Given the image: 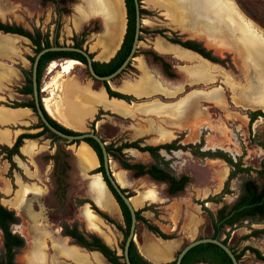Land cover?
I'll return each instance as SVG.
<instances>
[{"label": "rangeland", "instance_id": "1", "mask_svg": "<svg viewBox=\"0 0 264 264\" xmlns=\"http://www.w3.org/2000/svg\"><path fill=\"white\" fill-rule=\"evenodd\" d=\"M97 1L106 6L107 0H0V20L20 25L30 32H39L42 41L47 40L51 46H73L80 42L81 47L91 53L92 59H96L100 46L95 44H99L98 39L103 35H108L110 23L108 16L96 12ZM145 1L141 0L140 4L145 5ZM149 1L153 5L166 7V15L171 22L159 15L158 11L143 8V26L134 58L124 72L110 80L108 85L113 89L123 82L121 89L131 88L137 96L143 95H138L142 85L145 90L141 92L144 94L161 85L167 94L151 93L139 98L132 96L134 100H125L127 103L124 107L104 106L108 110H98L84 130L95 132L111 147L108 155L115 178L132 199L140 200L141 206L136 205V209L141 210L140 215L145 221L138 220L136 225L135 245L139 253L141 246L157 238L177 242L180 250L194 239L211 237L213 227L208 210L216 214L222 205L234 202L242 182L248 178L262 184L263 180L255 176L254 170L264 163V117L260 115L250 122L248 112L258 109L241 101L246 87L252 85L251 77H259L261 82H258L264 85V52L258 49L260 44L264 45V0ZM226 3L233 10L226 7ZM121 12L124 37L127 28L125 3ZM232 20L236 24H232ZM148 25L150 28L146 27ZM208 29L213 37L208 34ZM154 30L163 31L168 37L198 41L222 59L224 64L206 60L212 75L197 78L193 76L192 69L202 57L192 51L197 56L190 60L186 58L188 49L176 45L163 53H170L187 62L159 55L162 53L155 49L156 42L160 40L166 46L169 44L162 40H166L164 35L152 32ZM230 31L237 32L235 39L223 37ZM239 32H249L258 39H251L253 36L247 37ZM7 39L13 47L4 44ZM154 50L162 61L169 64L174 76H169L162 62L152 57ZM35 54L34 45L29 39L0 31V74L3 69L8 71L11 81L8 82L9 91L19 93L20 88L15 84L19 79L29 85L26 80L31 78L32 63L29 57ZM52 61L58 64L62 60H51L43 70L39 84L41 99L46 95L43 88L54 74L48 73ZM65 76L91 81L95 89L103 86L101 81L90 77L82 63L75 64ZM65 76L53 89L56 102L62 101L64 90L70 84L79 94L86 91L75 80H63ZM134 79L137 80L128 81ZM192 81L202 83L194 84ZM178 88L182 90L175 94ZM96 92L99 95L103 93ZM93 94L92 91L90 96ZM101 98L97 100L95 97V103L99 101L102 104ZM20 99L31 100L32 95ZM14 102L4 100L0 104L8 106ZM260 111L264 113V110ZM87 117H81L76 126L70 127L85 128ZM52 118L59 124L67 125L60 117ZM157 132L159 140L156 142L175 139L176 145L182 148L170 151L161 149L157 159L149 152L136 148H125L121 152L114 150L121 143L131 141H138L141 146L157 145L152 143ZM27 140L32 141L29 143ZM27 140L22 143L27 148H19L15 154H9L4 147H0V203L18 216L19 222L11 225V230L22 236L25 242L15 255V264H60L63 244L91 252L74 243L71 237L63 235L64 225H75L81 232L97 234L105 242L111 237L113 244L109 246L121 254L125 223L120 207L117 203L116 211L102 209L92 192L102 180L100 172H97L99 161L96 154L88 148L83 150L82 141H68L53 135L51 131ZM217 153L239 162L243 168H249L237 172L224 193V183L233 168L224 158L216 156ZM122 161L157 165L175 176L188 175L190 181L182 192L170 195L165 182L148 175L136 176L122 166ZM153 197L155 200L150 201ZM209 197L213 200H207ZM148 223L158 227L169 238L149 230ZM263 227L264 223L249 221L232 228L226 226L225 230L229 232L227 245L236 252L248 245L264 253V232L252 234L253 230ZM223 238L224 233L221 235ZM3 252L0 230V257ZM239 264L264 262L247 250L239 259Z\"/></svg>", "mask_w": 264, "mask_h": 264}, {"label": "trees", "instance_id": "2", "mask_svg": "<svg viewBox=\"0 0 264 264\" xmlns=\"http://www.w3.org/2000/svg\"><path fill=\"white\" fill-rule=\"evenodd\" d=\"M124 1L127 12V28L120 48L117 50L115 55L110 58L108 62H98V61L92 62L95 72L102 76L108 75L113 71H115L127 58L131 50V46L134 38V31H135V8H134L133 0H124ZM140 12L141 14H143L145 13V10L143 8H140ZM0 31L3 33L16 34L28 38L31 41L32 45H34V50L36 53L39 52L44 47L51 46L47 40L45 42L42 41L39 32L36 33L30 32L26 30L24 27L17 24H9L2 22L0 20ZM140 31H142V29H140ZM152 32L164 35L163 31L160 30H154ZM164 38H166V40L171 43L178 44L184 47L185 49H188L190 51L192 50L198 53L201 57L209 61L224 64L222 59L215 56L211 50L207 49L198 41L190 40V39L182 40L179 37H168L166 35H164ZM73 46L77 48H82L80 42L74 43ZM151 55L154 59L160 60L162 62L165 72L169 76L175 75L174 72H171L169 70V64L162 61L160 59V56L156 52L151 53ZM90 56L92 57L91 54ZM61 57L74 58L86 64L85 58L81 54L74 51H50L43 54L38 62V67H37L38 90H39V84H40L42 72L45 69L47 63L50 62L51 60L58 59ZM29 59L31 60V63H33L34 57H29ZM26 80L28 81L29 85L25 84L22 88L19 89V92L23 94L32 95V86H31L32 80L31 78L30 79L26 78ZM103 84L107 94L110 97H116L127 101L134 100V98L130 95H126L111 89L108 85V82L104 81ZM40 104L46 118L53 126H55L59 130L67 134L76 135L80 133L78 131L68 129L62 126L61 124H59L57 121H55L51 116H49L46 113L41 101ZM8 106L29 107L33 111H35V105L33 99L27 101H21V102L16 101ZM248 115L250 118V122L255 121V119H257V117L260 115L264 117V113H262V111L260 110L249 111ZM35 127L41 128V130L36 133H22L16 138L14 144L11 147L5 145H0V147H4L9 154H15L18 153L19 148L23 146L22 143L24 139H33L49 131L48 128L42 122L38 123ZM53 135L57 136L54 133ZM84 141L93 149L100 162V166L97 168V172H102L104 174L103 157L100 146L92 138H85ZM176 142L177 141L174 139L170 142H164L157 145H143V146H141L138 141L123 142L119 146H116L114 150L121 152L125 148H136L142 152H149V154L152 157L157 159L160 157L159 150L161 149L170 151L172 149L182 148L181 146L176 145ZM106 149L109 154V152L111 151V147L106 145ZM216 156L224 158L233 168L230 171L228 178L224 183V188L222 189V193H224L232 177L237 172L246 171L249 170V168L241 167V164L239 162H233L230 158L223 157L221 153H217ZM121 164L124 168L132 171L133 174L136 176L148 175L154 180L165 182L167 185V192L170 195H175L182 192L190 181V177L188 175L175 176L157 165L147 166L142 163H131L128 161H122ZM254 172H255V176L263 180L262 184L260 183L258 184L256 180L248 178L242 182L239 195L237 196L234 202H232L231 204L222 205L217 210L216 214H213L211 211L208 210L213 227V234L211 236L212 238L221 239V235L224 233L225 238L221 240L223 243L227 244V238L229 236V232L225 230L226 226L232 228L234 226H239L244 221H249L252 223H264V163L261 165L259 169L254 170ZM122 190L124 192L127 191L126 189H122ZM114 195L124 219V223H125L124 237H126L128 234L130 221H131L130 213L127 206L117 195V193L114 192ZM127 195L130 196L129 194ZM207 200H213V199L209 197ZM140 212L141 210L136 211L137 221L138 220L145 221V219L141 217ZM103 216L108 221L113 222L112 219H110L106 215ZM18 222H19V218L15 214V212L11 209L6 208L0 203V230L2 232L3 246H4V252L0 257V264H15V255L17 254L18 249L22 248L25 244L23 237L20 236L18 233L12 232L11 230V225L17 224ZM147 227L149 230L156 233L157 235L163 238H169L158 227L153 226L149 223L147 224ZM262 232H264V227L262 229L253 230L252 234H259ZM62 233L63 235L71 237L74 243H76L77 245L90 251L100 252L112 264H126L123 261V256L118 255L117 252L114 249H112L97 234L81 232L78 230V228L75 225L73 226L64 225L62 228ZM230 248L234 252L238 260L245 253V251L249 250L255 255V257L258 260L264 262V253H262L259 249L246 245L240 250V252H236L233 247ZM129 259L132 264H153L147 261L144 258V256H142L138 252L136 245L133 241L130 243L129 246ZM199 262L208 263V264H232L228 255L219 246L213 243H202L191 248L183 257L181 264H196ZM161 264H175V260Z\"/></svg>", "mask_w": 264, "mask_h": 264}, {"label": "bare ground", "instance_id": "3", "mask_svg": "<svg viewBox=\"0 0 264 264\" xmlns=\"http://www.w3.org/2000/svg\"><path fill=\"white\" fill-rule=\"evenodd\" d=\"M122 5H123V0H107L105 7L98 1L95 4L96 12L100 14L103 13V15L108 16L110 22L108 26L109 27L108 35L106 36L103 35L101 38L98 39V43H99L98 45L101 48H103V51H107L101 54V56H103L104 59L110 58V56L118 48L120 41L122 39V33H123V22H122L123 15L121 12L123 8ZM225 6L230 8V10H233V7L230 4L226 3ZM119 21H121V23L118 26ZM118 28L120 30H118ZM251 36H253L250 37L251 39H255V38L258 39L253 34H251ZM4 44L9 45V40L8 39L5 40ZM9 46L13 47V44H10ZM155 49L158 50V52L163 53V52H167L169 49H171V47L166 46L165 43H163V41L158 40L156 42ZM258 49L264 52V45L260 44V48L258 47ZM196 56L197 55L192 51L186 50V58L190 60H194L196 59ZM201 59L197 61V64L192 69L193 76L197 78L210 77L212 75L211 68L208 62H206V60L204 59L201 60ZM78 63H80V61L76 59H67V60L64 59V62L59 64L52 61L48 67V73H54V74L52 75L51 80L47 82L45 87L43 88V91L46 92V95L42 97L43 105L46 111L49 113V115H51L52 117H56V116L60 117L67 125L73 127L78 124L81 117L92 116L96 106L95 97L97 98V100H99L102 97L101 103L103 104V106L107 108L124 107L126 105V102L120 99H115V98L107 99L105 94L103 93L102 95H99V93L94 92V96L91 98L85 96V94L84 95L79 94V91L71 88V84L67 86L66 90H64L63 96L61 98L62 101L56 102L53 89L57 86V82H59L61 77L65 76L66 73H69L70 69L73 68L74 65ZM145 78H148V76H145ZM258 79L260 78L259 77L257 78L255 76L250 78V83L252 85L250 86V88L246 87L247 91L243 90L244 92L242 94L241 101H244L246 105L249 107L255 106L264 110V85L260 83L261 80ZM142 90H145L144 85L140 86L139 89L140 93L138 95L144 94L143 92H141ZM98 103L100 102L98 101ZM26 148L27 145L21 147V149H26ZM86 148L90 149L92 153H95L87 143L82 142V149L86 150ZM113 175L114 177H116L114 172ZM93 189L92 191L94 195L99 200L104 210L116 211L117 204L102 180H100L99 185ZM130 202L132 203V205L133 204L138 205V203H140L139 199L137 200L131 198H130ZM140 251L142 254L149 257H153V256L156 258L168 257V252L166 250H162V251L152 250L148 248V246H144V247L141 246Z\"/></svg>", "mask_w": 264, "mask_h": 264}, {"label": "crops", "instance_id": "4", "mask_svg": "<svg viewBox=\"0 0 264 264\" xmlns=\"http://www.w3.org/2000/svg\"><path fill=\"white\" fill-rule=\"evenodd\" d=\"M144 3H145V5H141L142 8H146V9H149V10H156V11L159 12V15L164 17V19L170 21V18L166 15V13H167L166 7L161 6V5H153L152 3H150L149 0H146ZM122 7H123V5H122ZM90 16H93V15H90ZM83 19H86V18L83 17ZM148 21H150V20H148ZM122 22L124 24V21H122ZM210 22L211 21L209 20V24H210ZM234 23L236 24L235 21L232 22V24H234ZM174 26L176 27V29H179L181 32H183V30L179 26H176V25H174ZM146 27L150 28V25H148ZM77 28H78V23L75 25V30H77ZM123 28H124V25H123ZM184 32H185V30H184ZM207 32H208V34L210 36L213 37V35L211 34L210 29H208ZM239 33H243L247 37L251 36V34L249 32H245V33L244 32H239ZM236 36H237V32L234 33V32L230 31V32H228L227 35H224L223 37L235 39ZM160 39H162V38H160ZM162 40H164L167 44H169V46H174V45L179 46V45L171 43V42H169V41H167L165 39H162ZM121 42H122V39L120 41V44H121ZM120 44H119L118 48L120 47ZM95 46L98 47L99 45L95 44ZM117 49L110 56V58L114 56V54L116 53ZM103 52H107V51H103V48L100 47V49L97 52V55L95 56L96 59H94V60L99 61V62L108 61L110 58L104 59L103 56H101V54ZM160 55L169 56V57L175 59L176 61L178 60L180 62H187V61H183L182 59L174 57L170 53H162ZM3 70L4 71L0 74V101H4V100L22 101L23 99H20V98H24L26 95L20 94V93H17V92H13V91H9V86H8L9 83L8 82H11V81L8 79V77H9L8 71L6 69H3ZM65 77H64L63 80H68V79L75 80L76 82H78L80 87H82V88H84L86 90L82 95L85 94V96L91 98V97L94 96V94L90 96V93H92V91H93V93L96 92V91H98V92L103 91V94H105L107 99L115 98V97H109L108 96L104 86H101L100 88L95 89L92 86L91 81L81 80L77 76L76 77L75 76L74 77L73 76H69V77H66V78ZM136 80L137 79L128 80V81H136ZM192 82H194V84L202 83V82H197V81H192ZM208 82H210V81H208ZM15 84H16L17 87L21 86L22 85L21 79H19ZM122 84H123V82L121 84L115 86L113 88V90L119 91V92L124 93V94L133 95L136 98H139V97H142V96H147V95H149L151 93H153L154 95H162L163 93L167 94L165 87L159 85L156 88L151 89L149 94H143L141 96H137V95L134 94L133 91H131V88L128 89V90H122L121 89ZM71 88L77 90L75 88V86H72V84H71ZM87 89H89V90H87ZM181 90H182L181 88H178L174 92H175V94H177ZM156 92H158V93H156ZM16 96H20V98L18 99V98H16ZM115 99H119V98H115ZM120 100H123V99H120ZM123 101H125V100H123ZM100 109L101 110H105L106 108H104V106H102V104L97 103L96 106H95V111L92 114V116L87 117L85 119V128H83V129H75V128H72L70 126L64 125L61 122L60 123L63 124L65 127L69 128V129H72L74 131L84 132V130L86 129V127L88 125V122L95 117V115L98 113V110H100ZM106 110H108V109H106ZM110 111H112V110H110ZM4 115H6V116H4ZM37 122H38L37 116L32 111V109L29 108V107H10V106H6L4 104H0V144L11 146L15 142V140H16V138H17V136L19 134L24 133V132H30L31 130H38V128H34V125H36ZM7 137H8V139H7ZM158 137H159V135H158V132H157V135L155 137H153V139H152V143H154V144L160 143L161 140L159 142L155 141V140H159ZM6 140H8V141H6ZM168 140H170V139H168ZM27 141H29V143H30L32 140H27ZM29 143H28V145H30ZM94 198H95L98 206H100L103 209V206L101 205V203L99 202V200L96 198L95 195H94ZM153 200H155L154 197L150 201H153ZM138 205L141 206L140 203H138ZM134 207L136 209V205H134ZM109 240L106 243L111 246L113 244V239L110 237ZM63 246H64V248H63L64 251H62V253L60 255V257L62 258V259H60V264L61 263L62 264H71V262L75 263V264H112L100 252H97V251L87 252V251L83 250L82 248H79L78 246H73V247L72 246H67V245L65 246V244H63ZM145 246H148V248H150L152 250H159V251L166 250L168 252V257H166V258H156L154 256L153 257H149V256H146V255L140 253L142 256H144V258L147 261H149V262H151L153 264H161V263H166V262H170V261L174 260V257L176 256V254H177V252L179 250V245H178L177 242H175L173 240H165V239H162V238H157V240H154L153 242H150V240H149V243H147ZM196 264H207V263L199 262V263H196Z\"/></svg>", "mask_w": 264, "mask_h": 264}, {"label": "water", "instance_id": "5", "mask_svg": "<svg viewBox=\"0 0 264 264\" xmlns=\"http://www.w3.org/2000/svg\"><path fill=\"white\" fill-rule=\"evenodd\" d=\"M134 1V7H135V34H134V40L131 46V50L127 58L123 61V63L112 73L108 75H99L95 72L93 67V59L90 57V53L88 51H85L82 48H77L74 46H49L42 48L39 52H37L34 56V60L31 66V80H32V93H33V99L35 104V109L37 113V117L41 120V122L48 128L49 131L52 133L67 139L68 141H82L85 142V138H92L94 139L98 145L101 148L102 151V157H103V169L104 174L100 172V176L102 180L104 181L106 187L112 194V196L115 198L114 192L117 193V195L121 198V200L124 202V204L127 206L129 213H130V226L128 230V234L124 239L123 247L121 249V254L123 256V261L126 264H132L129 259V246L130 243L133 241L135 243L136 239V225H137V218H136V211L137 209L134 208L132 203L130 202V197L128 196L127 192H124L122 189H124L115 179L113 172L110 167V158L106 149V143L101 139V137L96 134L95 132H80L79 134L72 135L67 134L59 129H57L55 126H53L48 119L46 118L44 111L42 110L40 101L42 102V99L39 94L38 90V83H37V67L38 62L41 58V56L47 52L50 51H74L79 54H81L86 61V64H84L88 70V73L91 78L96 79L101 82H109L110 80L116 78L120 73L124 72V69L127 67V65L130 63V61L134 58V53L137 49L138 43H139V34H140V28L142 24V17L140 12V1L139 0H133ZM205 59V58H204ZM64 61V60H63ZM82 63V62H81ZM116 98V97H115ZM43 105V103H42ZM44 110L46 111L44 105ZM46 113L49 115V113L46 111ZM50 116V115H49ZM86 143V142H85ZM99 161V160H98ZM100 166V162H99ZM117 202V201H116ZM202 243H213L217 246H219L230 258L232 264H239V260L236 258L234 252L231 250V248L222 242L221 239L212 238V237H203V238H197L186 245H184L176 254L174 257L175 264H181L183 257L185 254L193 247L202 244Z\"/></svg>", "mask_w": 264, "mask_h": 264}, {"label": "flooded vegetation", "instance_id": "6", "mask_svg": "<svg viewBox=\"0 0 264 264\" xmlns=\"http://www.w3.org/2000/svg\"><path fill=\"white\" fill-rule=\"evenodd\" d=\"M140 1V3H141V0H139ZM124 3H125V1H124ZM133 3H134V1H133ZM126 6V5H125ZM135 8V7H134ZM140 8H142L141 7V4H140ZM141 17H142V14H141ZM143 20V19H142ZM142 26H143V24H141V28H142ZM140 28V29H141ZM140 33H141V31H140ZM5 34H10V33H5ZM134 34H135V31H134ZM12 35H16V34H12ZM18 36H20V35H18ZM21 37H23V36H21ZM28 39V38H27ZM123 39H124V37H122V42H123ZM133 40H134V38H133ZM121 42V43H122ZM133 43V42H132ZM178 45V44H177ZM120 46H121V44H120ZM180 46V45H179ZM182 47V46H181ZM120 48V47H119ZM118 48V49H119ZM184 48V47H183ZM83 49V48H82ZM117 49V50H118ZM85 50V49H84ZM85 51H87V50H85ZM155 51V50H154ZM192 51V50H191ZM89 52V51H88ZM117 52V51H116ZM156 52V51H155ZM194 52V51H193ZM90 53V52H89ZM157 53V52H156ZM196 53V52H195ZM91 54V53H90ZM158 54V53H157ZM198 54V53H197ZM115 55V54H114ZM160 55V54H159ZM199 55V54H198ZM200 56V55H199ZM91 57V56H90ZM92 58V57H91ZM203 58V57H202ZM58 59H61V60H64V59H74V58H64V57H61V58H58ZM204 59V58H203ZM77 60V59H76ZM110 60V59H109ZM108 60V61H109ZM207 60V59H206ZM79 61V60H78ZM93 61H96V60H94L93 59ZM108 61H106V62H108ZM62 62H64V61H61L60 63H62ZM99 62V61H98ZM80 63H81V61H80ZM59 64V63H58ZM82 64H84V63H82ZM32 66V65H31ZM25 85V83H23L22 82V85L21 86H19V88H22L23 86ZM102 85L104 86V84H103V82H102ZM31 86H32V84H31ZM105 88V87H104ZM106 90V89H105ZM41 91H42V89H41ZM116 91V90H115ZM117 92H119V91H117ZM20 93V92H19ZM121 93V92H120ZM20 94H23V93H20ZM40 94V93H39ZM124 94V93H123ZM24 95H26V96H28L29 94H24ZM126 95H128V94H126ZM109 96V95H108ZM131 96H133V95H131ZM110 97V96H109ZM134 97V96H133ZM32 99H33V93H32ZM23 101V100H22ZM27 101V100H26ZM33 101H34V99H33ZM17 102H21V101H17ZM35 105V104H34ZM254 109V108H253ZM255 109H258V110H260L261 108H255ZM101 110V109H100ZM33 111V110H32ZM34 113H35V115L37 116V113H36V109H35V111H33ZM38 118V117H37ZM38 120L41 122V120L38 118ZM63 126V125H62ZM65 127V126H64ZM34 128H36L35 126H34ZM67 128V127H66ZM39 129V128H38ZM58 129V128H57ZM69 129V128H68ZM72 130V129H71ZM61 131V130H60ZM63 132V131H62ZM24 133H29V132H24ZM22 134V133H21ZM20 135V134H19ZM18 135V136H19ZM17 136V137H18ZM58 136V135H57ZM60 137V136H59ZM24 140H26V139H24ZM162 143H164V142H162ZM14 144V143H13ZM12 144V145H13ZM157 144H160V143H157ZM2 145V144H1ZM11 145V146H12ZM5 146H7V145H5ZM11 146H8V147H11ZM96 154V153H95ZM113 171V170H112ZM117 180V179H116ZM118 181V180H117ZM104 182V181H103ZM118 183H119V181H118ZM120 184V183H119ZM121 185V184H120ZM122 186V185H121ZM112 195V194H111ZM113 197V196H112ZM113 199H114V197H113ZM115 200V199H114ZM116 202V201H115ZM117 204V203H116ZM118 206V205H117Z\"/></svg>", "mask_w": 264, "mask_h": 264}]
</instances>
